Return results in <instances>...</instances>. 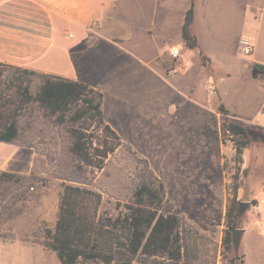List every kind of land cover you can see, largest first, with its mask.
<instances>
[{"label":"rangeland","instance_id":"1","mask_svg":"<svg viewBox=\"0 0 264 264\" xmlns=\"http://www.w3.org/2000/svg\"><path fill=\"white\" fill-rule=\"evenodd\" d=\"M160 36L163 40H157L156 48L166 52L162 65L164 77L168 79L166 69L173 51V35L161 32ZM76 48L84 50L83 46ZM258 49L264 60V44ZM233 57L236 68L244 74L240 90L247 92L253 104L264 100V77L256 74L253 77L252 68L246 65L251 56H242L236 51ZM122 60L124 63L115 66L116 61L94 57L92 61L98 72L93 74L95 66L89 62L82 69L83 82L89 87L97 85L94 90L102 94V100L106 98L105 120L121 140L102 170L92 173L90 168L76 167L68 150L67 126L57 124L37 104L24 106L18 112L15 141L0 143V174L26 177L27 185L16 181L20 178L0 183V264H59L55 254L41 243L46 232L54 229L64 186L100 192L99 212L112 214L123 198L116 193L109 177L126 186L145 182L162 184L167 201L186 228L191 246H195L199 264H228L231 258L235 264L240 262L233 243L229 253L222 247L225 213L238 167L237 200L247 203L239 211L238 226L242 228L245 216L251 213L255 217L264 215V106L257 113L250 110L239 116L234 114L248 127L252 137L251 144L243 151L242 163L237 165L232 159V143L221 130L227 117L217 110L221 103L213 87L197 95L178 94L140 63L129 58ZM200 60L207 64L205 58ZM70 62L60 59L50 70L58 72V77L73 78ZM178 63L182 69L176 75L184 69L179 60ZM192 63L193 67L197 64L195 59ZM207 66L208 74L213 77L215 71L211 72ZM0 73L2 88L11 81L23 79L35 94L36 77L6 64L0 65ZM202 79L192 71L186 83L199 88ZM94 126L90 124L87 132L96 136ZM97 186L120 200L99 191ZM6 190L9 193H4ZM9 204H13V210L6 213L3 207ZM13 214L16 215L10 217Z\"/></svg>","mask_w":264,"mask_h":264},{"label":"crops","instance_id":"2","mask_svg":"<svg viewBox=\"0 0 264 264\" xmlns=\"http://www.w3.org/2000/svg\"><path fill=\"white\" fill-rule=\"evenodd\" d=\"M190 5V29L197 43L191 50L181 35L184 14ZM263 18L264 0H0V63L58 76V72L50 70L51 66L60 59L71 61V53H81L89 64H94V57L116 61L115 66L129 58L169 83L175 93L197 95L213 87L229 114L239 116L250 110L257 113L264 100L253 104L247 92L240 90L244 74L236 68L233 53L237 51L238 39L248 38L254 53L247 68L264 65L258 54L264 44ZM161 32L173 35L171 49L180 52L179 62L184 68L168 79L162 65L166 52L156 48L157 40H163ZM79 46L84 50L76 48ZM201 57L211 72L215 71L213 77ZM193 59L197 62L195 67ZM69 64L75 75L74 64ZM94 66L93 74L98 72ZM192 71L203 78L199 88L186 83ZM210 79L211 83H207ZM105 103L106 98L101 103L102 114ZM103 118L114 130L104 114ZM241 230L236 250L240 256L238 264H264V215L245 216Z\"/></svg>","mask_w":264,"mask_h":264},{"label":"trees","instance_id":"3","mask_svg":"<svg viewBox=\"0 0 264 264\" xmlns=\"http://www.w3.org/2000/svg\"><path fill=\"white\" fill-rule=\"evenodd\" d=\"M192 21L193 7L190 5L184 14L181 29L189 50L197 47L196 38L190 29ZM70 59L75 66V80L10 66L22 74L36 77L38 86L35 94L29 91V85L23 79L11 81L3 88L0 86V143L13 144L19 129L18 112L34 103L47 116L54 117L57 124L67 126L68 150L76 167L90 168L94 173L105 167V161L120 146L121 140L104 121L102 94L82 80L86 58L77 52L71 53ZM252 72L264 77V65L254 64ZM11 90L12 93H9ZM217 110L227 117L221 130L232 143L233 161L240 165L243 151L252 142L249 129L235 115H230L222 104ZM92 123L96 136L87 132ZM239 171L237 167L225 213L222 247L227 253L232 249V230L241 229L238 226L240 202L237 200ZM15 178H20L16 181L22 186L27 185L26 177H16L10 173H1L0 183ZM109 178L114 182L116 193L123 198L122 204H117L116 213L112 214L99 212L102 200L100 192L64 186L54 229L46 232L41 243L43 248L55 254L59 264L200 263L195 259V246H191L186 228L166 199L162 184L145 182L126 186L117 179ZM97 187L99 191L110 194L105 188ZM4 193H9V190ZM111 197L120 200L118 196ZM3 210L11 212L13 204L4 206ZM228 264H235L234 258L229 259Z\"/></svg>","mask_w":264,"mask_h":264},{"label":"built area","instance_id":"4","mask_svg":"<svg viewBox=\"0 0 264 264\" xmlns=\"http://www.w3.org/2000/svg\"><path fill=\"white\" fill-rule=\"evenodd\" d=\"M237 52L242 56H251L254 53V45L248 38L241 37L237 41ZM179 57L180 52L178 50L171 52L170 65L166 69L167 76L174 77L182 69L178 63Z\"/></svg>","mask_w":264,"mask_h":264},{"label":"water","instance_id":"5","mask_svg":"<svg viewBox=\"0 0 264 264\" xmlns=\"http://www.w3.org/2000/svg\"><path fill=\"white\" fill-rule=\"evenodd\" d=\"M252 76L253 77L255 76L254 72H252ZM246 206H247V203H240L239 211L241 212L242 209ZM242 233H243V230H241V229H233L232 230V243H233V246L235 249H237V247L239 245V241H240V237H241Z\"/></svg>","mask_w":264,"mask_h":264}]
</instances>
